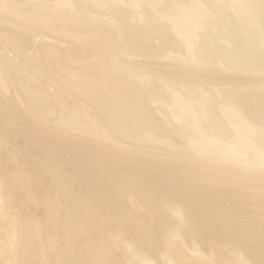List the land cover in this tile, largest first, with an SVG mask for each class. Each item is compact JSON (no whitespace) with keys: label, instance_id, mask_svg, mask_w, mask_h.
Segmentation results:
<instances>
[{"label":"bare ground","instance_id":"1","mask_svg":"<svg viewBox=\"0 0 264 264\" xmlns=\"http://www.w3.org/2000/svg\"><path fill=\"white\" fill-rule=\"evenodd\" d=\"M0 264H264V0H0Z\"/></svg>","mask_w":264,"mask_h":264},{"label":"rangeland","instance_id":"2","mask_svg":"<svg viewBox=\"0 0 264 264\" xmlns=\"http://www.w3.org/2000/svg\"><path fill=\"white\" fill-rule=\"evenodd\" d=\"M132 61H140L141 59H137V58H132L131 59ZM148 61V60H147ZM150 61V60H149ZM158 64H159V62H158ZM97 144H99L98 142H95V143H93V142H88V147L89 148H87V149H90V150H98V148H97ZM161 148V147H160ZM160 148H157V149H159L158 151H154V152H158V153H160L161 151V153H163V154H166L165 153V151H163V150H161L160 151ZM162 149V148H161ZM143 150H148V151H150L149 149H143ZM166 152H167V150H166ZM169 153H171L170 151H168L167 152V154L166 155H168ZM163 154H161V157L162 156H166V155H163ZM179 156H181V157H183V158H187L186 156H188V155H185V154H179ZM218 198V197H217ZM252 204H253V202L251 201V200H244L243 201V203L239 206V207H237V209H233V208H231V210H233V211H237V212H239V211H242V212H249L250 210H252ZM253 211V210H252ZM250 213V212H249ZM259 216H261V217H263V215L262 214H259ZM260 217V218H261Z\"/></svg>","mask_w":264,"mask_h":264}]
</instances>
